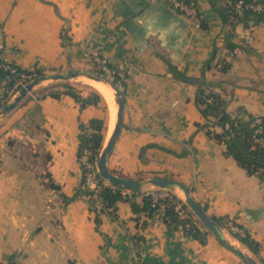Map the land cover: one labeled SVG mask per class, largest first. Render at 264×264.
<instances>
[{
	"label": "crops",
	"instance_id": "obj_1",
	"mask_svg": "<svg viewBox=\"0 0 264 264\" xmlns=\"http://www.w3.org/2000/svg\"><path fill=\"white\" fill-rule=\"evenodd\" d=\"M195 2L200 27L167 0H0V50L20 68L51 74L86 66L81 49L98 44L109 64L128 71L108 169L140 178L143 190L153 187L150 176L183 182L209 214L243 226L264 260V180L208 135L194 82L213 83L226 111L241 120L264 116V21L229 24L217 0ZM245 29L250 43L238 42ZM227 42L245 47L231 52ZM219 59L230 63L226 71ZM53 81L0 114V264L12 254L14 264H245L212 233L205 243L185 236L164 220L163 205L141 227L124 199L99 212L98 224L84 195L65 202L82 176L80 124L104 109L101 102L81 106L68 93L38 97L42 87L62 83ZM109 116L108 109V128Z\"/></svg>",
	"mask_w": 264,
	"mask_h": 264
},
{
	"label": "trees",
	"instance_id": "obj_2",
	"mask_svg": "<svg viewBox=\"0 0 264 264\" xmlns=\"http://www.w3.org/2000/svg\"><path fill=\"white\" fill-rule=\"evenodd\" d=\"M226 21L227 15L224 12ZM239 21L245 26L258 24L264 21V10L261 12H256L248 8H244L242 15L239 17ZM245 47V44H237L235 42H227V47L231 51L235 47ZM219 71H226L230 63L225 59H219L216 61ZM215 64V65H216ZM108 65L113 69L116 68L109 64ZM18 70H26L17 66ZM37 75H41L44 72L42 70H35ZM7 71L0 67V79L5 75ZM174 73L178 75L179 78L187 80L188 76L180 73L177 70H174ZM12 81H10L11 83ZM115 84V80H112ZM194 82L197 84L195 102L199 108L201 114L209 121V126H207V133L209 136L214 139L222 142L224 144V153L226 155H231L236 162L245 168L247 173H255L261 180H264V150L262 148L252 146V143L248 139L252 128L250 126V121L252 117L250 116L247 120H241L237 116H231L229 112L226 111L225 99L220 93L214 89V84L203 79H194ZM207 85H212L213 89L206 92L205 87ZM57 85L44 86L39 90L38 97H44L45 95L59 96L61 93H68L72 95L77 101L80 102L81 106L85 104H95L103 100V96L93 87L88 94H81L74 86L73 83L65 81ZM121 95L123 91L119 90ZM210 97L211 100L208 101L207 98ZM264 122V116L260 115ZM210 117H214L210 119ZM228 122L232 129L229 132L228 130L223 129L224 124ZM218 125L221 130L217 131L212 129L210 126ZM87 126L90 128L88 131ZM81 132L79 133V147H78V157L80 156L82 149L88 147L90 149L91 159H97L98 154L102 148L103 140L106 132V119L105 117H92L89 119L88 125L81 123L80 124ZM1 162V159H0ZM82 176L80 183L84 180V169L81 167ZM97 180L101 188L99 190V195L101 196L102 205L97 207L94 205L89 196V191L81 188L80 186L75 190V192L70 195H62V198L65 202L79 196L84 195L87 198L90 209L95 210L96 215L94 217L96 224L99 222L98 213L106 209V207H111V209L116 208V203L118 200H127L130 202L131 209L134 213L133 218L136 223L141 227H145L149 218L152 217L154 210L159 206H164V220L174 227L180 228L185 236L199 240L201 243L207 241L208 235L211 233L199 220L195 217L194 213L188 207L186 202L176 193L172 192L169 197L154 198L150 194H145L144 190L141 187H128L131 191L130 195L122 194L121 189L126 187L114 185L110 182H107L99 174H97ZM53 187H57L55 184H52ZM140 195L141 202L135 200V197ZM194 196V195H193ZM195 197V196H194ZM196 198V197H195ZM197 199V198H196ZM203 208L207 210V205L197 199ZM178 204V208L176 205ZM184 211L187 213V216L181 217L180 212ZM141 213L144 214V217H141ZM211 217L222 227L225 228L229 234L239 240L243 245H245L255 256L259 258L261 263H264V260L258 254V244L250 236L248 231L239 225L243 234L232 232L224 223V216H219L215 214H210ZM135 238L142 239V236L135 235ZM15 255L12 254L9 257V260L6 264H14Z\"/></svg>",
	"mask_w": 264,
	"mask_h": 264
},
{
	"label": "built area",
	"instance_id": "obj_3",
	"mask_svg": "<svg viewBox=\"0 0 264 264\" xmlns=\"http://www.w3.org/2000/svg\"><path fill=\"white\" fill-rule=\"evenodd\" d=\"M168 4L182 12L185 16H188L195 27L201 26V20L203 14L201 13L199 6L195 0H167ZM220 7L224 9L227 15L229 24L239 23V17L242 15L243 9L248 8L256 12H261L264 10V0H217ZM238 42L250 43L253 41V35L248 29L243 30L238 34ZM237 47L233 48L231 52H235ZM81 54L85 60L94 65L96 71L101 72L108 76L111 80H115V86L119 90L124 89V79L128 73L127 70L123 68H118L113 70L109 65L107 59L103 56L98 44L89 42L81 49ZM220 65V62L217 66ZM0 67L6 70L5 75L0 79V108L8 100L18 93L19 89L27 82L33 78L39 76L36 74L34 69L18 70L17 65L6 60L0 50ZM10 81H12L10 83ZM213 89L212 85H207L205 91L208 92ZM208 101L211 100L210 97L207 98ZM232 117L233 115L230 114ZM250 126L252 132L249 136V140L252 146L262 148L264 150V122L260 115H254L250 121ZM223 129L231 131V125L226 122ZM89 131V130H88ZM91 152L88 147H84L80 154L79 162L81 167L84 169V180L80 183V187L89 191V196L94 205L100 207L102 205L101 196L99 195V190L101 188L97 180V164L96 159L90 158ZM145 194H150L154 200L158 198L169 197L172 193L170 188L153 186L152 188L144 189ZM122 194L130 195L131 191L128 187L121 189ZM178 208V204L176 205ZM106 209L111 210V207H106ZM180 216H187V213L182 211ZM226 226L232 231L243 234L242 228L237 225V222L233 217L224 216L223 218Z\"/></svg>",
	"mask_w": 264,
	"mask_h": 264
},
{
	"label": "water",
	"instance_id": "obj_4",
	"mask_svg": "<svg viewBox=\"0 0 264 264\" xmlns=\"http://www.w3.org/2000/svg\"><path fill=\"white\" fill-rule=\"evenodd\" d=\"M79 75L90 76L92 78L103 80L104 82L109 83L110 86L114 89L115 102L118 106L117 116L113 130L106 143L102 146L96 159L98 174L114 185L123 187H140L142 182L140 178L122 176L115 172H112L107 167V154L111 151L113 147L115 138L119 132L122 123L123 96L121 95L119 89L115 86V84H113L112 80L105 74L98 71L92 73L86 70L78 69H68L64 72H54L51 74H41L33 78L29 82L25 83L19 89L18 93L13 97V99L3 105L2 109L0 110V114L8 112L10 109L16 106L18 102L42 80H66ZM146 181L154 186L159 187H179L183 191L184 201L194 213V215L222 244H224L228 249H230L237 256H239V258L245 264H262L249 252L243 250L240 246L235 245L234 243L229 241V239L225 235L223 228L211 217V215L203 208L201 203L191 194L189 186L179 180L167 176H150L146 179Z\"/></svg>",
	"mask_w": 264,
	"mask_h": 264
},
{
	"label": "rangeland",
	"instance_id": "obj_5",
	"mask_svg": "<svg viewBox=\"0 0 264 264\" xmlns=\"http://www.w3.org/2000/svg\"><path fill=\"white\" fill-rule=\"evenodd\" d=\"M88 64L86 66H82V68L78 69V70H86V71H89V72H92V73H95L96 72V69L94 68V65L91 64L90 62H88L87 60H85ZM80 76L82 75H79V76H76V77H71L69 79H66V80H63V79H58L56 82H63V81H68V82H72V83H75L78 87L84 89V90H87V91H91V86L88 85L87 83H84V79H80ZM47 82H55L53 81V79H48V80H42L38 85H41V84H47ZM17 94V93H16ZM15 94V95H16ZM14 95V96H15ZM13 96V97H14ZM13 97H11L9 101H11L13 99ZM115 103V102H114ZM101 105L103 106V109H104V116H105V119L107 121V124H106V132H105V137H104V140H103V144L102 146L106 143V135H107V129L108 128V105H107V102L105 100V98L103 97V100L101 101ZM3 106H1L0 110L2 109ZM111 134V133H110ZM107 181V180H106ZM109 182V181H107ZM154 186V185H153ZM172 192L178 194L183 200H184V194L180 192V188H176V187H172L170 188ZM196 217V216H195ZM197 218V217H196ZM198 219V218H197ZM199 220V219H198ZM200 222V221H199ZM201 223V222H200ZM224 232H225V235L226 237L229 239V241H231L232 243H234L235 245H238L240 246L243 250L249 252L252 256H254L258 261H259V258L257 256H255L245 245H243L239 240H237L235 237H233L231 234H229V232L223 228ZM260 262V261H259ZM261 263V262H260Z\"/></svg>",
	"mask_w": 264,
	"mask_h": 264
},
{
	"label": "bare ground",
	"instance_id": "obj_6",
	"mask_svg": "<svg viewBox=\"0 0 264 264\" xmlns=\"http://www.w3.org/2000/svg\"><path fill=\"white\" fill-rule=\"evenodd\" d=\"M80 79H84V83H87L94 89H96L106 100L108 104V109L110 112L109 116V129L107 131V139L110 136V133L113 130L114 123L117 116V103L115 102V96H114V89L110 86L109 83L104 82L103 80H98L95 78H92L90 76L82 75L80 76ZM115 102V103H114ZM107 139L105 141H107ZM179 188V187H176ZM181 194L183 193L182 190H180Z\"/></svg>",
	"mask_w": 264,
	"mask_h": 264
}]
</instances>
